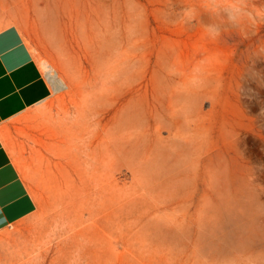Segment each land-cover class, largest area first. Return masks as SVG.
Instances as JSON below:
<instances>
[{"label":"rangeland","instance_id":"1","mask_svg":"<svg viewBox=\"0 0 264 264\" xmlns=\"http://www.w3.org/2000/svg\"><path fill=\"white\" fill-rule=\"evenodd\" d=\"M24 3L64 86L20 120L12 264H264V0Z\"/></svg>","mask_w":264,"mask_h":264},{"label":"crops","instance_id":"2","mask_svg":"<svg viewBox=\"0 0 264 264\" xmlns=\"http://www.w3.org/2000/svg\"><path fill=\"white\" fill-rule=\"evenodd\" d=\"M29 6L24 0H0V264H12L19 244L15 229L39 210L28 179L20 135L23 116L40 109L53 87L33 46L19 26Z\"/></svg>","mask_w":264,"mask_h":264},{"label":"bare ground","instance_id":"3","mask_svg":"<svg viewBox=\"0 0 264 264\" xmlns=\"http://www.w3.org/2000/svg\"><path fill=\"white\" fill-rule=\"evenodd\" d=\"M43 70L46 74V76L49 78V80L57 87L62 88L64 86L62 79L56 72L53 66L43 62ZM44 129V127H43ZM44 131V130H43Z\"/></svg>","mask_w":264,"mask_h":264},{"label":"clouds","instance_id":"4","mask_svg":"<svg viewBox=\"0 0 264 264\" xmlns=\"http://www.w3.org/2000/svg\"><path fill=\"white\" fill-rule=\"evenodd\" d=\"M229 19L232 20L233 18L231 16H229ZM209 33L213 36H217V35H219V30H216L215 32L209 31Z\"/></svg>","mask_w":264,"mask_h":264}]
</instances>
